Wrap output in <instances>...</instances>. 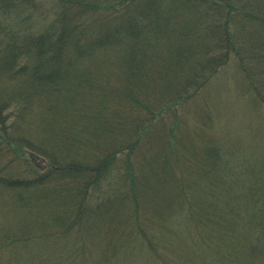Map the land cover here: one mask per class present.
I'll return each mask as SVG.
<instances>
[{
    "label": "trees",
    "instance_id": "obj_1",
    "mask_svg": "<svg viewBox=\"0 0 264 264\" xmlns=\"http://www.w3.org/2000/svg\"><path fill=\"white\" fill-rule=\"evenodd\" d=\"M10 1L1 0L0 10ZM56 5L48 28L22 37L0 21V153L29 155L46 168L43 173L32 168L31 176L22 178L0 174V198L10 193L15 204L33 214L29 223L0 225V259L5 251L11 258L32 260L56 236L50 231L76 229L71 226L81 218L101 229H132V221L126 224L119 216L124 205L119 200L144 194L146 181H137L135 173L122 192L107 173L118 155L133 152L150 120L178 113L180 104L207 88L230 62L248 83L253 103L264 109V0H58ZM111 63L114 68L102 83ZM18 124L25 132L35 125L36 141L13 133ZM220 153L208 148L209 165L198 175L207 187H200L216 193L210 178L227 197L235 185L250 182L244 192L251 205L237 222L234 200H241L227 197L225 213L212 208V223L221 229L225 216L228 227L260 229L261 237L241 254L249 250L263 259L264 164L245 165ZM243 170L248 178H236ZM180 174L184 187L188 182ZM104 182L112 200L106 197L87 213ZM203 219L196 221L202 225ZM35 229L40 236L32 235Z\"/></svg>",
    "mask_w": 264,
    "mask_h": 264
},
{
    "label": "rangeland",
    "instance_id": "obj_2",
    "mask_svg": "<svg viewBox=\"0 0 264 264\" xmlns=\"http://www.w3.org/2000/svg\"><path fill=\"white\" fill-rule=\"evenodd\" d=\"M10 2L0 10L2 27L22 37L24 33L48 28L57 11L58 0ZM103 64H106L105 68L107 62ZM114 65L111 63L110 69H105L102 83ZM253 96L237 64L230 62L207 88L180 104L178 113L150 120V128L141 130L142 136L132 153L118 155L116 167L109 169L106 178L115 181L114 189L128 191L135 173L137 181H146L144 194L136 197L132 194L126 200H119L124 204L119 216L121 220H128L126 224L132 221L129 224L132 229H101L99 223L91 226L84 222L86 218H81L71 226L76 229L50 231L56 236H51V241L45 242L46 245L39 249L40 254L32 256V260L11 258L3 251L0 264H264V258L250 256L249 250H245L244 256L241 254L244 247L248 249L261 237L260 229L228 227L225 216V225L215 229L211 217L212 208L223 214L226 199L240 198L241 203L234 200L236 208L232 216L234 221L242 222L241 219L247 217L248 205H251L250 196H246L244 190L251 183L235 185L227 198L223 196L225 190L222 192L221 186L210 178L208 185L211 191L216 189V193H204L205 188L200 185L207 187V182L198 177L206 168L204 166L209 165L206 160L208 148L214 146L220 155L225 154V159H237L240 161L236 162L245 165L251 160L257 161L258 165L264 164V109L253 103ZM128 111L139 115L136 110ZM37 129L32 125L25 132V127L18 124L12 132H24L28 139L36 141ZM263 166L261 169L264 170ZM32 168L38 173L46 170L43 161L29 155L13 157L8 149L0 153V174L22 178L31 176ZM164 172H167V180L163 179ZM181 172L188 182L184 187L180 184ZM236 178L247 179V171L243 170ZM105 184L96 187L97 192L87 206L91 212L87 213H94L93 208L106 197L112 200ZM14 201L16 198L10 193L0 198V225L7 220L13 227L33 221V214L22 210ZM197 217L204 218L202 225L197 223ZM137 226L139 229L135 228ZM35 231L37 233L32 235L40 236L39 229ZM57 233H60L58 238Z\"/></svg>",
    "mask_w": 264,
    "mask_h": 264
}]
</instances>
